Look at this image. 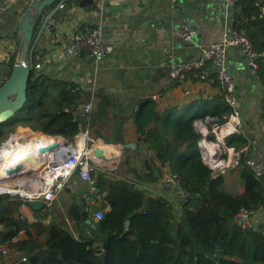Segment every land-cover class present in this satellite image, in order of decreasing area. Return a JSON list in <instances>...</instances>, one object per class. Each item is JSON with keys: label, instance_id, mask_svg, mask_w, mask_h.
<instances>
[{"label": "crops", "instance_id": "obj_1", "mask_svg": "<svg viewBox=\"0 0 264 264\" xmlns=\"http://www.w3.org/2000/svg\"><path fill=\"white\" fill-rule=\"evenodd\" d=\"M30 1L0 0V41L8 45L4 61L0 63L2 70V65H6L10 58L13 57L14 62L19 60V25ZM58 1L54 0L50 6L44 7L40 21L45 20L48 27L41 31L35 46L39 49L41 60L47 61L43 68L47 74L73 85L72 92L77 95L74 114L82 115L84 120L80 130L88 131L97 143L109 146V152L115 160L104 169L108 174L118 177L119 166L127 161L125 158L144 159L151 154L143 135H139L136 129L139 114L149 100L155 102L159 110L175 108L182 115L195 117L193 125L197 130L201 127L199 120L206 116L218 117L215 114L201 117V114L219 110L223 106L219 86L206 81L173 80L169 75V65L175 61L196 58L199 46L209 42L211 29L224 27L223 0H178L174 10L171 9V0H103V3L94 0L92 6L85 7L79 6L74 0H62L64 6L54 8ZM183 24L194 25L197 30L189 42L175 35ZM85 25L100 27L107 54L99 61L87 54L75 58L68 52L73 34ZM227 62L237 77L238 100L242 108L243 129L239 133L243 132L247 143L240 150L247 157L264 162L259 120L262 86L251 77L238 47L229 48ZM89 102L91 109L86 113L84 105ZM222 143L223 146L215 148L216 152H220L218 161L221 166L212 173L211 185L227 187L242 175L243 169L232 167L236 160L235 151L233 147L225 145V139ZM115 150L118 154H114ZM120 178L130 182L134 179L132 176ZM72 186L56 197L49 215L34 218L33 209L28 204L20 205L21 213L31 222L41 217L43 220L53 218L63 228L74 231L78 226L68 214L71 196L76 197L87 209L88 217L96 203L102 211H109L110 223L104 222V227L114 230L106 251L108 264H148L152 256L148 251L140 255L130 253V258H125L119 251L113 253L115 248L122 249L124 246V249H128L137 244L125 236L122 229L123 224L127 226V215L143 205L142 195L133 192L120 198L115 194L117 202L108 208L103 201L97 200V195H93L94 186L76 180ZM134 187L143 189L147 193L145 197L165 198L172 204L169 187L162 180L149 184L135 180ZM134 197L137 204H134ZM88 200L91 203H87ZM122 213L126 214L123 219ZM116 218L119 222H115ZM88 232L85 229V234ZM142 246L144 249L160 247L153 242H144Z\"/></svg>", "mask_w": 264, "mask_h": 264}, {"label": "trees", "instance_id": "obj_2", "mask_svg": "<svg viewBox=\"0 0 264 264\" xmlns=\"http://www.w3.org/2000/svg\"><path fill=\"white\" fill-rule=\"evenodd\" d=\"M40 16L35 21L33 37ZM233 16L235 28L249 36L255 50H264V0H237ZM39 53L38 47L34 46L26 88V108L0 121V141L16 124L27 125L46 135L60 134L68 139H72L84 126V120L79 122L74 114L77 95L72 92L73 85L50 77L43 68L36 70L35 62L42 59ZM257 61L263 90L259 100V120L264 143V55H260ZM13 62L12 57L5 63L7 68H12ZM1 72L6 76L1 77L0 83L8 77L7 69L0 68V75ZM50 87H54L57 94L46 103L43 98L48 96ZM220 99L223 106L219 110L202 113L201 117L215 114L220 122L223 121L222 115L230 111V107L223 102L222 91ZM194 118L178 113L175 108L159 110L156 103L149 100L139 114L136 129L139 135H143L151 154L144 157L140 168L131 169L134 178L131 182L116 179L102 169L93 171V195L110 208L117 202L114 185L140 195L144 190L134 187L135 180L149 184L161 181L164 172L171 171L191 198L180 211H175L165 198L143 195V205L127 215V226L123 224L122 229L125 236L137 242V249H144V242L166 247L168 251L162 264H187L189 261L200 264L201 254L209 257L213 264H264V236L260 227L245 230L235 220L240 209L257 212L264 204V181L245 167L242 175L231 185L212 186L213 171L198 150L201 133L193 125ZM246 143L243 132L231 133L225 138V145L233 147L235 152ZM246 157L242 151L237 158L243 162ZM21 204L19 199L0 196V206L5 205L0 209V244L9 242L19 232L23 233L15 243H8L9 252L15 254L10 264H108L106 251L114 230L102 224L105 213L101 222L92 228L82 218L81 211L85 207L71 196L68 214L80 226L78 232L73 233L53 218L43 220V216L28 221L20 211ZM96 207L97 204L93 205ZM205 227L210 228V251L206 250L208 246L199 236L200 229ZM85 229L89 231L86 234ZM99 248L104 249L103 256L96 254ZM141 250L138 255L144 254ZM5 256L0 254V259ZM22 257L25 260L21 261Z\"/></svg>", "mask_w": 264, "mask_h": 264}, {"label": "built area", "instance_id": "obj_3", "mask_svg": "<svg viewBox=\"0 0 264 264\" xmlns=\"http://www.w3.org/2000/svg\"><path fill=\"white\" fill-rule=\"evenodd\" d=\"M74 1L78 2L79 0ZM223 1L225 5L224 27L219 30L215 27L211 29L209 42L199 46V55L196 58L175 61L169 65V75L173 80L216 83L222 91L223 102L230 107V111L223 115L221 122L218 118L209 116L199 120L201 127L198 131L201 133V137L197 142L198 150L202 159L213 172L221 166L218 161L220 152H216L215 148L223 146V139L228 135L239 133L243 129L237 77L227 62L229 48L234 46L240 49L251 77L257 82H259L257 58L264 55V50L261 52L255 50L249 36L243 30L235 28L233 12L237 0ZM99 2L103 3V0H99ZM177 4L178 0H171V9L174 10ZM63 6L64 4L61 2L57 7L62 8ZM1 19L0 16V22ZM47 27L48 24L44 20L40 21L37 29L43 30ZM196 32L195 27L183 24L176 30L175 35L183 41L189 42ZM7 50L8 45L4 41H0V63L4 61ZM68 52L75 58L82 54L89 55L95 61L105 58L107 50L103 44L100 27L85 25L75 32L68 44ZM45 63H47L46 60L37 61L34 68L42 69L46 66ZM90 109L91 103H86L84 111L88 113ZM40 134L43 133L33 130L27 125L16 124L13 130L0 141V196L5 195L9 198L19 199L22 204L40 200L43 202V208L50 210L53 208L56 197L62 191L73 188L74 180L91 186L94 183L92 172L96 169L104 170L115 160L109 151L102 155H96L95 148H100L101 144L92 139L88 131L80 130L72 139L60 134H49L55 139L53 145L37 152L34 157L21 161L15 166L7 167V160L15 143L23 142L31 136L36 138ZM207 145L212 147V151H208ZM241 152V150L235 152L236 160L232 167L237 166L242 169L246 167L256 177L264 181V162H258L252 157H246L243 162H240L237 157ZM114 154H118V151L115 150ZM162 181L165 184H170L169 198L174 210L180 211L190 200L191 194L181 186L179 178L171 171L164 172ZM87 203H91V201L88 200ZM92 209L93 211L89 215L90 222L98 224L103 219L104 212L99 207ZM235 220L245 230L260 227L264 236V204L259 207L257 212L240 209L235 215ZM22 236L23 233L19 232L9 242L0 244V254L7 255L9 252L8 243H15ZM96 254L103 256L104 249L99 248ZM20 260L23 261L25 258L22 257ZM13 264H17V262Z\"/></svg>", "mask_w": 264, "mask_h": 264}, {"label": "water", "instance_id": "obj_4", "mask_svg": "<svg viewBox=\"0 0 264 264\" xmlns=\"http://www.w3.org/2000/svg\"><path fill=\"white\" fill-rule=\"evenodd\" d=\"M53 2L54 0H31L21 17L19 25V34L21 36L19 60L13 62L12 68H7L4 64L2 65L4 69H7L8 77L0 83V111L7 109L9 114L0 121L10 118L25 106L27 100V82L32 68L31 51L42 31V29H39L33 38V27L37 17L42 15L44 7L50 6ZM61 2L62 0H59L54 8H57ZM93 2L94 0H79L78 4L81 7H85L93 5ZM32 12H34V15H32ZM30 44L31 46L29 47ZM82 118V115L77 116L78 121H81ZM39 152H41V150H39ZM94 152L96 155L104 154L98 147L95 148ZM165 186L169 187L170 184L166 183ZM28 205L33 210L43 208V202L40 200L30 201ZM4 207L5 205H1L0 209ZM81 214L85 223L89 224L92 228L95 227V225L90 222L86 209H83Z\"/></svg>", "mask_w": 264, "mask_h": 264}, {"label": "rangeland", "instance_id": "obj_5", "mask_svg": "<svg viewBox=\"0 0 264 264\" xmlns=\"http://www.w3.org/2000/svg\"><path fill=\"white\" fill-rule=\"evenodd\" d=\"M223 13V11H222ZM223 18V15L221 17V19ZM192 27H194V25H191ZM197 34V32H196ZM18 47V46H17ZM18 49V48H17ZM6 75H4L3 72H1V75H0V82H1V77H5ZM57 94V91L54 89V87H50L49 89V93H48V96L47 97H44L43 98V101L44 102H49L51 100V98H53L54 96H56ZM24 108H26V104L25 106L23 107V109H21L22 111L24 110ZM208 108V107H206ZM76 110V109H75ZM74 110V112H75ZM20 114H23V112H20ZM27 118V116H26ZM204 158V157H203ZM127 159V161L125 162H122L121 164V167L119 166V169H118V173H120V175L118 177L115 176L116 179H120V176H132V173H131V169L132 168H140V165L143 161V158H140L138 157V159H133V158H125ZM204 160V159H203ZM105 171V170H104ZM110 176H112L111 174H108ZM133 178V177H132ZM113 192L114 194H116L118 197L122 198L123 196H126V195H129L130 193H133V192H128L127 189L121 187L120 185H114L113 187ZM135 194V193H133ZM147 195V193H145V191H143L142 195ZM134 204H137V200L136 198L134 197ZM104 211V210H103ZM109 211L108 210H105L104 213H105V219H103V222L102 224L105 222V223H110V221H108L109 219ZM50 213V210L48 211L47 209H38V210H33V214L32 216L34 218H38L40 216H47L49 215ZM124 216H122V219L124 217H126V214L122 213ZM176 215V213H174ZM114 221V220H112ZM115 222H119V220L116 218L115 219ZM137 224V223H136ZM80 226L77 227V229L73 230L72 231L73 233H77L78 230H79ZM71 231V230H70ZM209 231H210V228L208 227H205V228H201L200 231H199V236L200 238L202 239V241L206 244V250L207 251H210V246L208 244V234H209ZM184 242H187L185 239L183 240ZM125 245V244H124ZM137 244H133L131 247H129L128 249H124V246L122 249H113V253H118V251L122 254V256H124L125 258H130L128 256V254L130 253H133V254H137L139 253V249H137ZM141 251L145 252L148 251L152 256L150 258V260L147 261L148 264H162L163 261H164V258H165V254L167 253L168 249L166 247H159L158 249H142ZM9 254H7L4 258L1 257L0 259V264H10L13 260H14V256L15 254L13 252H8ZM143 254V253H142ZM200 258H201V262L200 264H213V261L211 259H209V257L207 256H204L203 254L200 255ZM187 264H191V262L189 261Z\"/></svg>", "mask_w": 264, "mask_h": 264}, {"label": "bare ground", "instance_id": "obj_6", "mask_svg": "<svg viewBox=\"0 0 264 264\" xmlns=\"http://www.w3.org/2000/svg\"><path fill=\"white\" fill-rule=\"evenodd\" d=\"M9 111L4 109L0 111V120L7 117ZM55 139L51 135L40 134L38 137L31 136L23 142L17 141L7 160V167L15 166L17 163L34 157L39 150L54 144ZM208 151H212V147L207 145ZM102 152L109 151V146L101 144L99 148Z\"/></svg>", "mask_w": 264, "mask_h": 264}]
</instances>
